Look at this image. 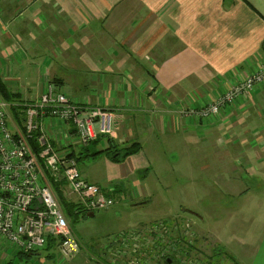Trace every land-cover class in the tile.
<instances>
[{
    "label": "crops",
    "instance_id": "crops-1",
    "mask_svg": "<svg viewBox=\"0 0 264 264\" xmlns=\"http://www.w3.org/2000/svg\"><path fill=\"white\" fill-rule=\"evenodd\" d=\"M263 41L264 0H0V77L8 90L34 102L52 84L76 104L113 113V133L96 151L109 147L108 138L118 147L141 146L121 163L97 156L115 204L124 199L126 207L130 192L135 203H147L144 183L161 151H176L182 177L184 168L212 173L205 177L209 200L217 185L230 199L217 215H231L228 226L239 237L215 230L205 240L194 223L203 237L198 251L219 247L235 264H254L264 247V197H254L241 175L264 166V76L218 116L187 113L264 71ZM4 247L3 260L23 257ZM109 249L113 243L103 254Z\"/></svg>",
    "mask_w": 264,
    "mask_h": 264
},
{
    "label": "built area",
    "instance_id": "built-area-1",
    "mask_svg": "<svg viewBox=\"0 0 264 264\" xmlns=\"http://www.w3.org/2000/svg\"><path fill=\"white\" fill-rule=\"evenodd\" d=\"M263 76L264 71L248 76L232 85L216 102L187 114L198 118L218 116L236 99L249 94ZM11 107L16 110L15 115ZM113 129L114 115L110 110L76 104L52 84H46L34 102H7L0 96V244L6 242L23 254L40 253L52 238L63 259L78 253V240L50 181L65 183L61 186L64 196L75 199L71 202L66 198L76 206L75 213L80 217L115 205L118 196L114 188L107 191L87 182L71 156L98 138L110 137ZM33 138L37 152L29 145ZM186 227L161 221L132 229L114 242L118 247L114 254L128 249L132 253L129 263L141 264L146 261L145 253L138 252L135 239L146 237V232L154 233L157 237L148 244L159 247L165 228L168 234L183 230L186 235ZM151 252L157 254L159 249L151 248L148 253Z\"/></svg>",
    "mask_w": 264,
    "mask_h": 264
},
{
    "label": "rangeland",
    "instance_id": "rangeland-1",
    "mask_svg": "<svg viewBox=\"0 0 264 264\" xmlns=\"http://www.w3.org/2000/svg\"><path fill=\"white\" fill-rule=\"evenodd\" d=\"M32 74L34 70L31 69ZM32 81L35 82V78L32 76ZM253 90V89H252ZM106 139H101V143ZM164 145L163 143L159 144ZM93 147V146H91ZM160 158L156 159L150 169L149 175L144 183V187L149 193L147 203H135L133 192H130L129 201L126 203V207L122 204L124 199H121L118 204L112 207L97 211L93 216L79 217L76 220L67 219L69 228L73 232L74 236L79 243L78 253L70 259H66L60 256L56 249L51 250L53 258H46V253L41 252L37 256H33L36 252L29 253L31 256L11 258V260H3V252L0 253V264L11 262L10 264H116L118 259H114V254L111 258L107 256L105 247L109 246L110 242L119 238H124L130 230L135 228H144L147 225H151L157 222H169L180 223L181 225L190 226V230L196 232L194 247H201L202 235H198L194 223L198 227L203 228V236L207 240L209 232L215 230L220 231L224 237L226 233H233L237 237V229H232L228 226L229 221L232 219L231 215H217L220 212V206H223L225 201H229L228 197L221 195V190L217 185H214L213 198L209 200V194L212 192L210 189L209 181H206L205 177L211 175L209 171H196L192 175L189 168H184L185 177L181 176L176 166V151H161L159 152ZM166 160L168 168L162 167V158ZM104 158L94 157L88 159L78 160V168L82 174L94 182L99 183V186L105 190H110L113 187L106 182L107 168L103 165ZM248 171V173L245 172ZM211 172L214 175H220L222 171L218 168H212ZM145 174V172H144ZM187 176H191L193 180H188ZM223 174V173H222ZM241 175H245L246 184L252 190L254 197L258 199L264 197V166L257 168H248L241 170ZM115 184V183H114ZM123 186V185H122ZM125 190L127 187L123 186ZM131 191V189H129ZM66 198L71 199L73 202L75 199L70 195L65 194ZM121 197V196H120ZM117 203V202H116ZM140 205L139 208L137 206ZM62 206V205H61ZM63 209V208H62ZM191 211L200 214L199 217L194 216ZM222 221L217 227L215 221ZM264 223V216H263ZM209 231V232H208ZM264 231V227H263ZM243 235V232L241 231ZM250 238H247V243H251L255 240V233H250ZM164 236V235H163ZM150 238V239H148ZM189 239V238H188ZM136 240V245L141 249H144V259L141 264H164L163 261H158L156 253L150 251L151 248L158 249L155 244L149 246V240H155L152 237L140 236ZM160 247L164 251L165 255L171 256V250L173 249L168 245L166 239H162ZM191 242L192 239L190 238ZM197 240V242H196ZM10 245L8 243H2L1 248H6L4 245ZM234 244V242H232ZM211 245V244H210ZM11 246V245H10ZM117 247V245H115ZM160 248V249H161ZM9 249V248H8ZM15 249V248H14ZM10 250V249H9ZM15 253H19L17 248ZM11 254V253H10ZM23 254V253H20ZM190 262L184 264H235L233 259L227 255L223 250L218 248L200 249L198 254H191L189 256ZM129 258L125 256L123 260L117 264H131ZM235 260V259H234ZM149 263H148V262ZM135 264V263H133ZM173 264H178L173 260ZM254 264H264V247L259 252Z\"/></svg>",
    "mask_w": 264,
    "mask_h": 264
},
{
    "label": "trees",
    "instance_id": "trees-1",
    "mask_svg": "<svg viewBox=\"0 0 264 264\" xmlns=\"http://www.w3.org/2000/svg\"><path fill=\"white\" fill-rule=\"evenodd\" d=\"M261 50L264 51V41L261 45ZM0 96L7 102H17L20 101V95L19 93H11L7 86L4 84L2 78L0 77ZM11 112L13 115H15L16 110L14 109V107H11ZM102 138H99L97 140H95L90 146L78 151V152H72L71 156L74 157V159L78 162V160L81 159H88V158H94L98 155H105L107 157V159L112 162V163H121L123 162L127 157L131 156V155H135L137 153L140 152L141 150V146L140 144L133 142L129 145H126L124 147H118L117 145H114L112 143L111 138H108V142H109V147L104 149L103 151H96L95 147L98 144L99 140ZM29 145L32 147V149L34 150V152L38 151V147L36 146L35 142H34V138L29 140ZM93 146V147H91ZM53 190L55 191L61 205L63 208V212L65 214V216L67 217V219H71V220H76L77 218H79L80 216L75 213V208L76 206L69 202L66 197L64 196V193L62 191V184H65L64 182H60V183H55L53 181H50ZM94 213L91 214H83L81 217H86V216H93ZM56 244V239H52L50 238L48 241V244L46 246V248L43 250V252H50ZM20 254V253H18ZM37 253H34V255H36ZM23 257H30L31 255L29 253L27 254H21ZM47 258H53V254L52 253H48L47 254ZM167 262L165 261V264L168 263V261H172L171 257H168Z\"/></svg>",
    "mask_w": 264,
    "mask_h": 264
},
{
    "label": "flooded vegetation",
    "instance_id": "flooded-vegetation-1",
    "mask_svg": "<svg viewBox=\"0 0 264 264\" xmlns=\"http://www.w3.org/2000/svg\"><path fill=\"white\" fill-rule=\"evenodd\" d=\"M181 231H183V230H181ZM181 231L176 232L174 235H171V234H168L167 228H165V231L163 233L164 236L162 235V237L164 239H166V241H168V245L173 248L171 250V256H170L172 258V261H170V263H167V264H173V260L177 261L178 264H184L185 260H186V263H188V262H190L189 256L191 254H193V255L198 254V248L194 247V240H195L196 232H194L193 230H190V226H187L184 230L186 232V235ZM145 236L146 237H152L153 239H155L157 237V236H155L154 233L149 235L147 232H146ZM190 238L192 239V242H191ZM117 240H115V241H117ZM115 241L110 242V243H113V249L112 250L109 249L106 252L107 256L110 255L109 258L114 256V251L118 248V247H115V243H114ZM196 242H197V240H196ZM160 245L158 247L159 252L156 254V256L159 259L158 261H163L162 263L165 264V261L167 262V260H165V259H167L169 256L164 254V251L162 250ZM143 251H144V249H141V248L138 249V252L141 254L143 253ZM125 256H127L128 258H129V256L132 257V253H130V251L128 249L127 250L123 249L120 253H118L117 255L114 256V259H118L117 260V263H118L119 261L123 260V258Z\"/></svg>",
    "mask_w": 264,
    "mask_h": 264
},
{
    "label": "water",
    "instance_id": "water-1",
    "mask_svg": "<svg viewBox=\"0 0 264 264\" xmlns=\"http://www.w3.org/2000/svg\"><path fill=\"white\" fill-rule=\"evenodd\" d=\"M168 263H170V261H168Z\"/></svg>",
    "mask_w": 264,
    "mask_h": 264
},
{
    "label": "bare ground",
    "instance_id": "bare-ground-1",
    "mask_svg": "<svg viewBox=\"0 0 264 264\" xmlns=\"http://www.w3.org/2000/svg\"><path fill=\"white\" fill-rule=\"evenodd\" d=\"M82 173V172H81Z\"/></svg>",
    "mask_w": 264,
    "mask_h": 264
}]
</instances>
